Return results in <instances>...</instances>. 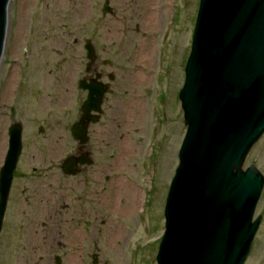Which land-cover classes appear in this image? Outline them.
Returning <instances> with one entry per match:
<instances>
[{"label":"rangeland","instance_id":"obj_1","mask_svg":"<svg viewBox=\"0 0 264 264\" xmlns=\"http://www.w3.org/2000/svg\"><path fill=\"white\" fill-rule=\"evenodd\" d=\"M102 5L103 0H10L0 63V163L8 147V128L12 120L18 121L12 116L25 114L32 105L31 96L42 94L51 105L54 98L61 104L68 95L74 101L80 58L75 42L87 37L96 42L98 50L107 48L120 87L111 104L112 121L118 124L120 118L126 119L114 128H118L115 137L123 139H114L111 145L109 192L113 197L116 182L121 180L138 191L141 199L130 217L118 215L111 205L102 209L106 228L98 235V259L100 264H156L165 199L185 133L179 91L199 0H109L112 13L104 16ZM149 5L159 14V23L153 28L146 23ZM144 40L153 43L149 68L136 58ZM12 70L10 98H4ZM140 72L150 80L134 83L133 76ZM61 88L68 89L66 97L58 94ZM132 99L139 107L126 109ZM67 105L62 106L63 113ZM30 128L27 123L23 127L24 155L32 151L26 140ZM123 149L127 151L122 155ZM248 164H255L264 175V135L250 151L245 166ZM257 216H261L260 225L244 264H264V187L254 213ZM115 224L127 234L112 250L107 247V225Z\"/></svg>","mask_w":264,"mask_h":264},{"label":"water","instance_id":"obj_2","mask_svg":"<svg viewBox=\"0 0 264 264\" xmlns=\"http://www.w3.org/2000/svg\"><path fill=\"white\" fill-rule=\"evenodd\" d=\"M8 5L0 0V60ZM179 99L186 132L157 264H243L260 223L252 217L264 184L254 165L242 169L264 133V0H200ZM8 137L0 221L21 128L10 126Z\"/></svg>","mask_w":264,"mask_h":264},{"label":"flooded vegetation","instance_id":"obj_3","mask_svg":"<svg viewBox=\"0 0 264 264\" xmlns=\"http://www.w3.org/2000/svg\"><path fill=\"white\" fill-rule=\"evenodd\" d=\"M80 39L75 42L80 58L74 101L61 88L58 94L67 99L60 105L56 98L51 105L35 94L22 117L11 115L18 121L10 125L22 133L26 123L31 127L26 140L32 151L24 155L22 142L0 223V264H100L98 235L106 228L102 209H113L111 104L120 87L109 50H98L90 38ZM86 40L93 60L87 57Z\"/></svg>","mask_w":264,"mask_h":264},{"label":"bare ground","instance_id":"obj_4","mask_svg":"<svg viewBox=\"0 0 264 264\" xmlns=\"http://www.w3.org/2000/svg\"><path fill=\"white\" fill-rule=\"evenodd\" d=\"M148 11L146 12V23L150 27H155L159 23V14L156 12L155 7L152 8V5H149ZM137 61L142 64L144 68H149L152 63L153 59V43H151L148 40H144L140 47L138 48V52L136 55ZM15 76L14 70L11 71V77L8 79L6 87L3 91L4 97H9L10 98V85L12 83L13 77ZM70 76L68 77V79ZM134 83L140 84V83H146L150 80V76L147 74H143L142 72L136 73L133 76ZM139 107V104L137 102H134L133 99L130 100L126 104V109H134ZM120 118V123L114 124V128L119 126V124L125 122ZM115 131L118 130V128L114 129ZM114 137H115V132H114ZM115 141L117 139H123L122 136H117L114 138ZM124 140H122L121 143H123ZM2 151V146H1V140H0V153ZM126 149H123L122 155L126 154ZM1 159V156H0ZM117 187L115 188V193L113 196V209L114 211L121 216H126L130 217L133 215V213L138 209L139 204H140V195L138 191H136L133 187H131L128 183H125L121 180H117L116 182ZM110 235L108 236L107 239V247L109 249H115L116 248V242L124 237H126L127 232L122 229L119 225H108Z\"/></svg>","mask_w":264,"mask_h":264}]
</instances>
